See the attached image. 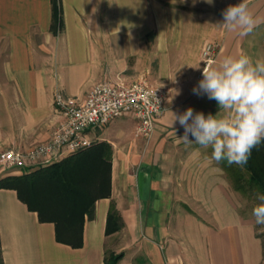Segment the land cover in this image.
<instances>
[{"label":"crops","instance_id":"1","mask_svg":"<svg viewBox=\"0 0 264 264\" xmlns=\"http://www.w3.org/2000/svg\"><path fill=\"white\" fill-rule=\"evenodd\" d=\"M239 2L60 0L53 31L51 0H0V151L48 138L63 120L58 91L83 99L98 81H131L142 72L171 86L169 107L149 137L136 134L130 114L90 132L112 147L110 194L85 218L81 246L57 241L53 222L40 221L14 188L0 187L4 264H104L110 248L123 252L117 264H264L255 218L240 211L224 169L208 150L178 141L183 128L171 123L170 111H219L216 101L192 92L206 42L217 45L213 63L241 53L264 60V0H246L258 20L250 35L218 25L222 10ZM112 202L123 225L106 234Z\"/></svg>","mask_w":264,"mask_h":264},{"label":"trees","instance_id":"2","mask_svg":"<svg viewBox=\"0 0 264 264\" xmlns=\"http://www.w3.org/2000/svg\"><path fill=\"white\" fill-rule=\"evenodd\" d=\"M52 2V24H61L60 0ZM112 147L105 140L93 141L89 146L42 167L22 174L0 177V187L14 188L18 197L29 209L37 212L40 221L54 223L55 238L73 247L83 243L85 218L94 215V203L110 194V162ZM220 166L227 174L232 188L243 193L246 187L255 188L264 194V142L254 148L246 165H229L222 161ZM122 219L112 202L110 204L106 234L122 227ZM123 252L105 250L104 264H117ZM0 264L3 263L0 244Z\"/></svg>","mask_w":264,"mask_h":264},{"label":"clouds","instance_id":"3","mask_svg":"<svg viewBox=\"0 0 264 264\" xmlns=\"http://www.w3.org/2000/svg\"><path fill=\"white\" fill-rule=\"evenodd\" d=\"M206 2L211 4L213 0ZM222 17L218 25L241 37L250 35L258 26L246 0L228 5ZM195 68L201 71L202 78L193 86V94L216 101L219 111L205 115L192 107L183 112L169 110L172 128L177 123L183 128V135L176 137L188 146L210 148V159L218 164L226 161L243 167L252 150L264 142V60L253 61L241 53ZM221 112L227 115L221 116ZM257 199L260 203L253 207L252 215L256 224L264 225V194H257Z\"/></svg>","mask_w":264,"mask_h":264},{"label":"built area","instance_id":"4","mask_svg":"<svg viewBox=\"0 0 264 264\" xmlns=\"http://www.w3.org/2000/svg\"><path fill=\"white\" fill-rule=\"evenodd\" d=\"M216 47L213 42L203 45L201 69L213 63ZM170 93L168 82L152 81L145 72L131 81L121 77L98 81L83 99L58 91L54 104L63 120L50 130L44 142L0 151V169L22 174L58 161L89 146L95 141L91 131L105 127L124 114L136 119V134L149 137L157 118L169 107Z\"/></svg>","mask_w":264,"mask_h":264},{"label":"rangeland","instance_id":"5","mask_svg":"<svg viewBox=\"0 0 264 264\" xmlns=\"http://www.w3.org/2000/svg\"><path fill=\"white\" fill-rule=\"evenodd\" d=\"M192 145H196V144H192ZM207 150L209 152L208 154L211 155V149L209 148V149H206V151ZM219 165H220V163H219ZM225 174H226V172H225ZM226 177H227V174H226ZM230 185H231V182H230ZM231 187H232V185H231ZM237 192H238V196H239L240 211H242L246 215L253 216L252 215V209L254 206H256L257 204L260 203V201L257 199V194H260V193L257 192L255 188L250 189L249 187H246V189H245V191H243V193L240 191H237ZM255 226H256V231H258V233H260V235L262 236V239L264 241V225H258L255 223ZM115 239H117V242H116L117 245L116 246H118L117 248H119V246L121 245L120 243L122 242L121 240L123 239V234L121 232H119L118 234H116ZM109 243H111V242H109ZM108 250H111V248ZM115 253H117V252H115Z\"/></svg>","mask_w":264,"mask_h":264}]
</instances>
